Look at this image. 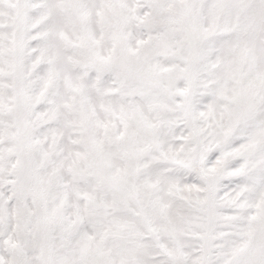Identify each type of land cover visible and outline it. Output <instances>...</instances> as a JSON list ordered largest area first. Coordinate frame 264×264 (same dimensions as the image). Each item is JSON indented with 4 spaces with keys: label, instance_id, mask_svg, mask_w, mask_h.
I'll return each mask as SVG.
<instances>
[{
    "label": "snow or ice",
    "instance_id": "snow-or-ice-1",
    "mask_svg": "<svg viewBox=\"0 0 264 264\" xmlns=\"http://www.w3.org/2000/svg\"><path fill=\"white\" fill-rule=\"evenodd\" d=\"M0 264H264V0H0Z\"/></svg>",
    "mask_w": 264,
    "mask_h": 264
}]
</instances>
